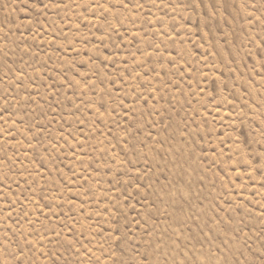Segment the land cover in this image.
Wrapping results in <instances>:
<instances>
[{
  "label": "rangeland",
  "instance_id": "1",
  "mask_svg": "<svg viewBox=\"0 0 264 264\" xmlns=\"http://www.w3.org/2000/svg\"><path fill=\"white\" fill-rule=\"evenodd\" d=\"M0 264H264V0H0Z\"/></svg>",
  "mask_w": 264,
  "mask_h": 264
}]
</instances>
